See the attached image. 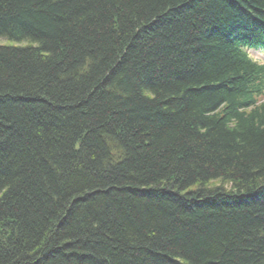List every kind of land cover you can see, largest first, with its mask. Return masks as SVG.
Segmentation results:
<instances>
[{
    "label": "trees",
    "instance_id": "1",
    "mask_svg": "<svg viewBox=\"0 0 264 264\" xmlns=\"http://www.w3.org/2000/svg\"><path fill=\"white\" fill-rule=\"evenodd\" d=\"M264 0H0V264H264Z\"/></svg>",
    "mask_w": 264,
    "mask_h": 264
},
{
    "label": "rangeland",
    "instance_id": "2",
    "mask_svg": "<svg viewBox=\"0 0 264 264\" xmlns=\"http://www.w3.org/2000/svg\"><path fill=\"white\" fill-rule=\"evenodd\" d=\"M262 102H264V97L261 99Z\"/></svg>",
    "mask_w": 264,
    "mask_h": 264
}]
</instances>
